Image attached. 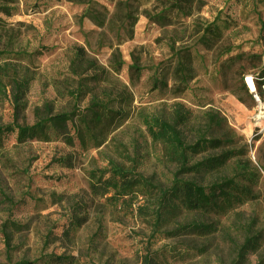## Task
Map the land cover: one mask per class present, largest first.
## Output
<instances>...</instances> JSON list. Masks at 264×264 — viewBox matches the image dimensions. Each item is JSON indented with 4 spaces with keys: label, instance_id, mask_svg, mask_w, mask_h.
Instances as JSON below:
<instances>
[{
    "label": "rangeland",
    "instance_id": "374dc122",
    "mask_svg": "<svg viewBox=\"0 0 264 264\" xmlns=\"http://www.w3.org/2000/svg\"><path fill=\"white\" fill-rule=\"evenodd\" d=\"M192 1L180 11L171 0H0V125L75 111L86 141L16 145L10 136L0 151V264H46L49 255L143 264L148 250L163 248L168 264H235L248 238L259 246L238 264H264V127L247 135L228 109L232 94L251 113L259 106L245 79L264 75V0ZM213 23L220 33L208 41ZM111 100L122 113L90 122V105ZM189 114L188 140L210 127L258 169L254 200L199 217L216 226L203 237L171 235L193 212L163 215L144 200L91 195L89 172L111 160H138L139 171L169 186L176 167L143 118ZM173 249L187 253L173 259Z\"/></svg>",
    "mask_w": 264,
    "mask_h": 264
},
{
    "label": "trees",
    "instance_id": "16d2710c",
    "mask_svg": "<svg viewBox=\"0 0 264 264\" xmlns=\"http://www.w3.org/2000/svg\"><path fill=\"white\" fill-rule=\"evenodd\" d=\"M171 1L177 4L175 7L180 11L191 8L193 2ZM165 10L158 14V19H166ZM219 33V26L213 23L206 28L203 38L209 41V35L218 36ZM2 84L3 77L0 72V86ZM16 84L17 88L23 91L27 87L28 79L21 76L20 80L16 79ZM114 103L113 100L94 101L88 108L91 114L90 122L98 124L122 113L113 107ZM75 116V111H70L47 115L33 124L12 122L0 125V151L6 148L12 135L15 136L16 145L55 140H63L67 145H72L77 138L82 147H85V137L82 129L75 124ZM143 121L153 141L163 146L167 159L176 167L170 185L165 186L154 176H147L139 171L138 160L128 162L111 160L106 167L89 172V189L93 197H107L110 201L124 203L132 199L136 201L135 203L144 200L152 203L157 214L163 215H173L174 212L182 211L193 212L196 214L194 220L186 227L178 228L171 235L181 230H190L203 237L214 233L216 226L213 223H205L199 217L226 216L256 198L254 188L258 185L259 171L252 166L249 159L243 158L239 150L233 149L235 147L233 140H230L232 145H229L228 140L215 136L210 127L207 132L201 131L195 139L188 140L183 128L191 123L190 114L179 116L175 121L146 115ZM78 225L72 220L69 228H76ZM9 240L10 237L7 236L6 241ZM258 246V240L248 238L239 250L238 259L245 258ZM171 251L173 259L184 257L187 253L182 254L174 249ZM169 252L167 248L155 252L148 250L143 264H168ZM71 259L72 257L49 255L44 257V262L65 264ZM238 261L235 264H238ZM37 263L38 261L23 260L16 264Z\"/></svg>",
    "mask_w": 264,
    "mask_h": 264
},
{
    "label": "bare ground",
    "instance_id": "6f19581e",
    "mask_svg": "<svg viewBox=\"0 0 264 264\" xmlns=\"http://www.w3.org/2000/svg\"><path fill=\"white\" fill-rule=\"evenodd\" d=\"M247 85L254 91L256 85L253 76H247L245 79ZM228 109L235 124L241 128L247 135H251L264 127V105L259 103L258 109L251 113L245 104L232 94L231 101L228 102Z\"/></svg>",
    "mask_w": 264,
    "mask_h": 264
},
{
    "label": "built area",
    "instance_id": "2783aa9c",
    "mask_svg": "<svg viewBox=\"0 0 264 264\" xmlns=\"http://www.w3.org/2000/svg\"><path fill=\"white\" fill-rule=\"evenodd\" d=\"M253 78L256 85V89L254 91H251L246 81L245 84L247 88L250 90V92L253 94L254 98L258 101V104L262 103L264 105V77L260 78L257 76H253Z\"/></svg>",
    "mask_w": 264,
    "mask_h": 264
}]
</instances>
